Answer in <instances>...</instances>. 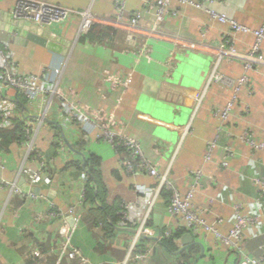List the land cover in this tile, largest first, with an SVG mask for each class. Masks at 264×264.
<instances>
[{
	"label": "crops",
	"instance_id": "crops-1",
	"mask_svg": "<svg viewBox=\"0 0 264 264\" xmlns=\"http://www.w3.org/2000/svg\"><path fill=\"white\" fill-rule=\"evenodd\" d=\"M43 1L100 16L117 13L116 0ZM125 1L124 20L142 11L140 24L145 28L198 45L178 46L173 39L142 34L130 40L120 28L107 30L102 39H79L82 17L76 12L68 30L44 27L72 42L67 55L4 31L0 43L8 44L20 72L44 75L47 68L65 63L60 85L67 100L136 140L145 158L161 174L169 173L180 196L222 233L233 224L235 205L246 215L258 216V222L245 230L243 250L264 260V190L254 182L264 178V150L253 149L244 139L246 132L257 141L264 137V64L246 72L243 60L218 48L225 44L237 52L252 50L253 31L264 23V0H170V9H178V14H167L163 21L155 18L161 0ZM14 4L15 0H0V14L11 13ZM212 13L250 31L232 30L229 22ZM259 52L264 55V40ZM216 71L225 79L212 78ZM246 74L248 82L239 84ZM169 91L178 95L171 98ZM0 99L15 124L6 129L18 124L30 128L29 135L0 145V264H239L238 252L213 232L196 235L187 230L193 243H184L182 236L172 240L176 251L167 248L163 239L183 228L168 211L170 191L155 199L145 225L148 232L135 242V231L118 224L119 208L107 214L108 221L97 208L120 201L137 204L138 212L146 210L153 194L137 193L136 186L155 187L158 179L144 170L129 173L123 155L99 136L97 128L68 120L65 108L49 95L30 100L0 85ZM232 100L223 120L221 114ZM92 154L101 160L98 181L106 188L101 196L95 180L88 199L87 160ZM42 161L45 172L33 181L30 176ZM196 174L202 184L194 190ZM24 178L40 192H25L20 185ZM71 206L77 210L71 212ZM52 208H60L63 217H47ZM64 222L74 228L76 257L63 253L65 238L59 230Z\"/></svg>",
	"mask_w": 264,
	"mask_h": 264
},
{
	"label": "built area",
	"instance_id": "built-area-1",
	"mask_svg": "<svg viewBox=\"0 0 264 264\" xmlns=\"http://www.w3.org/2000/svg\"><path fill=\"white\" fill-rule=\"evenodd\" d=\"M188 2L189 0H182ZM213 1V0H208ZM125 0H116V15L115 16H100L87 11H74L59 4L46 2L43 0H15L14 7L11 11V16L15 20H22L27 25H38L41 27L53 26L60 30H68L71 25V14L76 12L81 15L82 23L80 26L78 37L89 33L96 24H103L112 28L124 29L128 32V39L132 40L137 35H146L154 38H160L165 40H174L176 45L182 44L197 46L192 40H185L181 36L176 34H168L161 30L153 28H145L140 24L142 19V11H138L130 20H124L123 14L126 8ZM172 14L177 15L178 9H170V0H161L155 11V18L157 21H163L165 15ZM213 17L219 18L223 22H229L231 29L235 31H250V29L238 23L237 21H228L226 16L212 13ZM256 36L255 44L251 51L247 53L237 52L233 47L227 48L225 44L218 46L220 51L228 56H234L245 62L246 72H249L255 65L264 64V55L261 54L260 45L264 40V23L261 28L253 31ZM230 42L229 39L226 40ZM44 75L35 73L20 72L17 63L13 59L12 52L8 49V44L4 46L0 43V85H5L11 88L16 94L24 95L28 99L33 100L41 95H49L51 99L56 100L59 105L65 108L66 118L68 120H77L81 123L88 124L97 128L101 137L110 142L116 150L119 147H125L129 156L122 160L124 168L129 173H134L137 170H144L150 175L158 179V184L154 186H136V192L142 195L153 194V199L150 203V208L142 209L138 212L140 207L135 203H124L120 210L119 226L133 229L135 231V242L140 236L147 234L146 222L149 218L151 207L157 199V197L166 191H170L168 211L172 216H176L181 220V226L188 228L194 234L201 232H213L215 236L230 249L238 252L240 256L239 264H264L263 259H255L247 256L243 250L244 248V233L249 225L256 224L259 220L258 216L246 215L243 213L241 205H235V218L233 224L227 233H222L215 227L214 224H210L205 218L200 216L197 209L192 202L184 200L180 194L174 189L173 182L168 177V172L161 174L155 164L147 160L143 154V150L140 144L127 136L122 135L119 130L111 128L108 124L102 123L99 119L89 114L83 108L69 102L65 96V92L60 85L61 77L65 72V63L59 66H51L47 68ZM212 78L216 80H224L225 76L220 72H214ZM248 82V76L243 75L239 78V84ZM171 98L177 96L178 93L170 92ZM196 98L201 100V93H197ZM234 104V100L230 101L221 116L225 120L228 118L229 111ZM14 124L11 114L6 111L5 101L0 99V128H10ZM26 135H29L30 128L24 129ZM244 139L249 143L253 149L264 150V137L257 141L253 138V135L246 132ZM45 162L42 161L40 170L31 174L30 178L35 181L41 178L45 172ZM223 166L228 165L227 160L222 161ZM200 174L194 175L195 182L193 189L201 186L199 179ZM254 182L262 190H264V178H255ZM3 185H8L9 182H2ZM195 187V188H194ZM17 191H20L16 186ZM142 197V196H141ZM139 197V198H141ZM143 201V200H142ZM77 207L71 206L70 211L74 212ZM50 218H62L63 211L60 208H52L46 214ZM74 228L67 225L65 222L60 227V234L64 236L63 253H67L70 257H76L78 251L72 246L71 238ZM170 231L165 234L170 235ZM64 255V254H63ZM62 255V256H63ZM60 256V260L62 258Z\"/></svg>",
	"mask_w": 264,
	"mask_h": 264
},
{
	"label": "trees",
	"instance_id": "trees-1",
	"mask_svg": "<svg viewBox=\"0 0 264 264\" xmlns=\"http://www.w3.org/2000/svg\"><path fill=\"white\" fill-rule=\"evenodd\" d=\"M113 29L112 27L103 25V24H96L94 26V28L87 33L86 35H83L81 37H79V39L85 38V37H95L97 36L98 38L102 39L103 36H105V34L107 33V30H111ZM25 132L23 127L21 126V124H18L16 126V128H14L13 130H8V129H3L0 128V145H5L6 143H10L11 141H13L14 139H21L24 136ZM82 141L78 142L77 145L81 148L80 143ZM118 152H120L123 155V159H126L129 154L126 150L125 147H119ZM100 158L94 154L90 155V158H88L87 160V167L89 169L88 171V180H87V187H86V197H88L89 199V195L93 194L94 191V187H93V182L96 180L97 181V185H98V189L99 192L101 194V196H104L105 194V186L102 185L99 181H98V166L100 164ZM122 209V203L119 201L114 202L112 205L103 202V204L101 206H99L97 209V211L106 218V220L108 221L107 218V214L111 213L114 214L115 211L117 209ZM100 217V216H99ZM99 217L97 216L98 220ZM115 218V219H114ZM117 219H120V214L117 216ZM113 222H116V217L112 218ZM109 224H111L110 222H108ZM189 230L188 228H180L176 231H174L171 236H167L163 239L164 244L167 246V248L172 249L173 251L177 250L176 246L174 245V243L172 242V240L174 238H180L182 237L186 231Z\"/></svg>",
	"mask_w": 264,
	"mask_h": 264
},
{
	"label": "water",
	"instance_id": "water-1",
	"mask_svg": "<svg viewBox=\"0 0 264 264\" xmlns=\"http://www.w3.org/2000/svg\"><path fill=\"white\" fill-rule=\"evenodd\" d=\"M0 31H4L13 36L16 35L18 40L39 44L61 55H67L72 47L70 40H65L62 36L52 33L44 27L38 25L30 26L22 20H15L12 18L11 13L0 14ZM20 185L25 192H40L38 186L29 185L25 178L21 180ZM182 239L186 244L194 242V238L190 233H185Z\"/></svg>",
	"mask_w": 264,
	"mask_h": 264
}]
</instances>
